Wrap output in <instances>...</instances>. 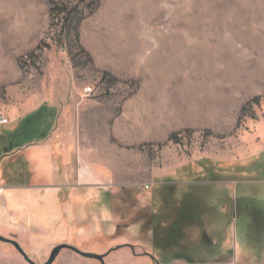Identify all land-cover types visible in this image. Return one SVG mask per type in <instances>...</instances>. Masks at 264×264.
Here are the masks:
<instances>
[{
	"label": "rangeland",
	"instance_id": "obj_1",
	"mask_svg": "<svg viewBox=\"0 0 264 264\" xmlns=\"http://www.w3.org/2000/svg\"><path fill=\"white\" fill-rule=\"evenodd\" d=\"M77 6L80 24L66 17ZM45 96L60 101L69 129L80 126L85 152L97 145L100 160L109 155L115 166L109 182L77 188L73 199L61 195L70 198L61 213L74 231L63 243L45 236L27 245L31 260L45 264L61 244L107 253L148 220L157 191L146 182L171 179L188 164L211 171L237 164L245 171L234 184L181 186L218 216L200 214L184 247L163 254L200 259L206 251L264 264V0H0V113L10 121L0 131L22 138L47 113L15 125L19 97L38 105ZM167 190L160 194L169 199ZM44 211L52 217L57 210ZM144 240L134 242L137 252L156 253ZM128 251L111 253L105 264H133ZM0 264L29 263L0 242ZM54 264L100 263L63 250Z\"/></svg>",
	"mask_w": 264,
	"mask_h": 264
},
{
	"label": "crops",
	"instance_id": "obj_2",
	"mask_svg": "<svg viewBox=\"0 0 264 264\" xmlns=\"http://www.w3.org/2000/svg\"><path fill=\"white\" fill-rule=\"evenodd\" d=\"M19 98L17 109L13 115L16 118L15 125L21 126L27 123L44 109L47 114L42 117L39 123H35V126L31 128L33 130L26 129L22 138L21 131L7 134L0 131V187L3 188V193L0 195V235L17 241L23 248L43 241L45 236L51 237V244L63 243L64 240L60 238H66L69 232L74 229L70 226L72 221L68 222V217L66 218L61 213L64 204L66 202L69 204L70 198L61 200V195L63 193L67 195L70 192L71 199H73L77 188L92 189L99 184L109 182L111 176H114L109 167L115 162L109 155H107V159L100 160V150L97 145L94 147L92 144L85 148V152L83 144L80 143L76 134L80 131V126L69 129L68 121L71 120V117L62 110L60 101L45 96L37 105L36 100L32 98ZM2 127L6 126H0V128ZM71 131L72 134L69 135ZM28 132H33L34 135L30 136L27 134ZM90 162L98 164L97 173L93 171L94 167ZM218 165L219 169L214 167V171H211L213 168L207 166L208 169L206 165L197 169L188 164L176 171L171 179L159 180L154 185L150 182L145 183L154 187L157 193L151 195L150 216L143 224L149 223L153 215L159 216L161 224L157 235L162 240L168 241L171 226L176 222L183 221L177 237L171 238L169 242L163 241V243L171 245L168 249L184 247L183 239L187 236V226H200L202 223L200 214H209L210 218L218 216L213 210L211 212L208 204L205 205V208L201 201L195 198L190 200L192 197L180 193L178 190L181 186L195 185L203 179L210 180L208 183L211 185L234 184L239 176L244 175L245 169L239 168L237 164ZM240 173L241 175H239ZM167 188H171L169 199L168 196L160 194ZM165 193L168 194L169 191L167 190ZM202 205L204 209H202ZM47 206L52 212L57 210L52 217H46L43 214ZM113 206L114 203L111 202L109 209L111 207L110 210H113ZM225 208L226 205L223 206V210ZM109 209L107 213L110 212ZM58 211L59 213H57ZM259 218L258 214L254 217L256 220ZM97 219H99L98 216ZM208 221H210L209 218ZM213 228L214 226L210 227V229ZM98 233L99 231H96L94 234ZM154 234L155 232L150 228L144 231L145 240L154 237ZM140 235H142L141 226H138V236ZM205 235L207 232L203 235V240ZM132 236L135 237V235ZM128 250L126 255L128 262L153 264L148 257H136L130 249ZM204 252L206 255L203 254L200 259L187 253H180L178 250L167 255H164V252L153 253L152 251L151 253L154 254L159 264H239L236 260L218 259L212 257L208 252ZM162 258L166 262H160L163 260Z\"/></svg>",
	"mask_w": 264,
	"mask_h": 264
},
{
	"label": "trees",
	"instance_id": "obj_3",
	"mask_svg": "<svg viewBox=\"0 0 264 264\" xmlns=\"http://www.w3.org/2000/svg\"><path fill=\"white\" fill-rule=\"evenodd\" d=\"M66 17H67V19L69 21L74 22L76 24H80L83 21V18H84L83 15L80 13L78 6L73 8V9H68ZM42 117L43 116H41L40 119H38V121H40L42 119ZM168 189H169V193L168 194H169V197H170L171 188H168ZM151 220H152V225H151L150 229H152L155 232L154 237H153L154 246L157 249H160L163 252H165L171 245L163 243V241L165 242L167 240H162V238H160L157 235L158 228H159V226L161 224L160 217L157 216V215H153ZM182 222L181 221L180 222H176L175 224H173L171 226V228L169 230V236H168V241L167 242L171 241L170 240L171 238H176L177 237V233L179 231V228H180Z\"/></svg>",
	"mask_w": 264,
	"mask_h": 264
},
{
	"label": "water",
	"instance_id": "obj_4",
	"mask_svg": "<svg viewBox=\"0 0 264 264\" xmlns=\"http://www.w3.org/2000/svg\"><path fill=\"white\" fill-rule=\"evenodd\" d=\"M0 242L13 245L15 247V249L25 258V260L29 264H37L34 261H32L31 259H29V257L23 251V249L21 248V246L19 245V243L17 241H15L13 239L5 238V237L0 235ZM63 250H70V251H72V252H74V253H76V254H78V255L86 258V259L96 260V261H99L101 264H105L104 259H105L106 255L83 252V251L79 250L78 248L71 246V245H68V244H61V245L55 247L53 249V251L51 252L49 260L45 264H54L56 259L58 258V256L60 255V253Z\"/></svg>",
	"mask_w": 264,
	"mask_h": 264
},
{
	"label": "flooded vegetation",
	"instance_id": "obj_5",
	"mask_svg": "<svg viewBox=\"0 0 264 264\" xmlns=\"http://www.w3.org/2000/svg\"><path fill=\"white\" fill-rule=\"evenodd\" d=\"M152 225V220L147 223V224H143L141 225V231H142V237L144 235V231L148 230ZM141 236V235H140ZM130 237L128 238V241L129 242H126V243H123V244H119V245H116L115 247L111 248L107 253H103L100 255H106L105 259H104V263L107 259V257L113 253V252H116V251H119L120 249H123V248H128L132 251V253L134 254V256L138 257V256H145V257H148L152 262L153 264H159V261L155 258L154 254L149 252V251H143V252H137V248L134 244V242H137V241H142L144 240V238L142 237ZM131 241V242H130ZM145 241V244L147 246H150L152 247L155 251L159 252V253H163L162 250L160 249H157L155 246H154V243H153V237H151L150 239H147V240H144ZM20 245V244H19ZM21 246V245H20ZM2 247V246H1ZM21 248L23 249V247L21 246ZM23 251L25 252V250L23 249ZM26 253V252H25ZM27 254V253H26ZM28 256V255H27ZM23 257V256H22ZM29 257V256H28ZM23 259L25 260V258L23 257ZM29 259H31L29 257ZM26 261V260H25ZM33 261V260H32ZM27 262V261H26ZM99 262V261H98ZM28 263V262H27ZM100 263V262H99ZM101 264V263H100Z\"/></svg>",
	"mask_w": 264,
	"mask_h": 264
},
{
	"label": "built area",
	"instance_id": "obj_6",
	"mask_svg": "<svg viewBox=\"0 0 264 264\" xmlns=\"http://www.w3.org/2000/svg\"><path fill=\"white\" fill-rule=\"evenodd\" d=\"M85 92H86V94H87L88 96H90V95H94V94H95V91H94V89H92V88H88V89H86ZM9 123H10L9 119L6 118V117H4V116L0 113V126H5V125H7V124H9ZM145 189H146V190H149V189H150V186H149V185H146V186H145ZM2 193H3V188L0 187V195H1Z\"/></svg>",
	"mask_w": 264,
	"mask_h": 264
}]
</instances>
